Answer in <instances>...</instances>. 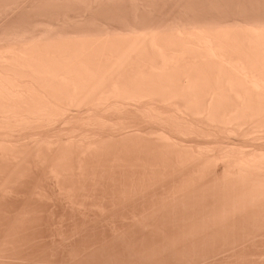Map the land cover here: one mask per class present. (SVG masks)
Segmentation results:
<instances>
[{"label":"bare ground","instance_id":"obj_1","mask_svg":"<svg viewBox=\"0 0 264 264\" xmlns=\"http://www.w3.org/2000/svg\"><path fill=\"white\" fill-rule=\"evenodd\" d=\"M76 1H79V0H76ZM96 1L99 2L100 0H96ZM96 1H93V2H96ZM104 1H106V0H104ZM114 1L116 2V0H114ZM175 1H177V0H175ZM201 1L204 3V0H201ZM207 2H208V4L205 3L207 5H204V4H203L204 6L200 5L202 7H199V8L197 7L198 9L190 8L192 10L193 15L196 14L194 12L199 11L201 13V15H202V13H205V15H209L210 17L214 18V19H211L209 17L210 18L209 19L208 16L204 17V15H203L204 19L208 18V20L203 19L204 21L196 19V18H199L197 16L198 14H196L197 17H194L195 19H193V20L190 19V21H187L185 19L184 21H180L179 19H181V18H177L176 23H173V24L172 23L170 24V22L168 24L167 22L171 21L168 19H167V21L165 20L166 21L165 23L162 22V20L160 19V17L158 18V16L156 18L159 20H154V22L151 20L152 18L150 19L153 23H151V21L150 22L147 21L146 24L144 22L143 25H141V24L139 25V23H140L139 22V23H136L138 26H136L135 23H134V26H130L127 24V26H128L127 28H126V26H124L125 27L124 28L123 25H122V28L120 26L116 27L115 25L114 26L116 28L115 27L111 28L109 23H108V27L104 23L105 26L102 28L92 26L94 31L93 30L89 31V30H91L90 29L91 26L85 24L86 27H84L83 23H82V25H80V27L83 26L84 28H82L80 30V28L78 27L80 31H75L73 29L74 27L72 28V26H74V25H72L73 23H70V25H71L70 29L72 28L73 30L71 29L72 31L71 30L69 31V27L64 26V25H66L65 23H64L63 27L68 28V29H63L61 24H59L58 22L57 23L60 25L59 26L57 24L58 28L62 27L63 32H61L62 30L58 29V28L57 29L59 31H56V29L54 28L55 23L50 22V23H54V24L52 26L50 24V26H49V24L46 21H43V22L44 23L46 22L48 25L45 27H41V29H38L40 27V25H39V27H37L38 24H40V23L37 22L38 24L36 23L37 26L35 27L34 26L35 22H33V26L35 28L31 25H30V27H32L34 29V31L31 28H29L30 29V31H29V29H27L25 26H23V28H25L27 30L22 29L23 31L16 30L18 28L16 26H13L14 29L16 27L15 30H13V28L10 27V28H12L11 30H10V28H8V29L5 28L6 31L4 32V30L2 29V33L0 32V154H2L4 152H6V153L4 155L3 154L0 155V158L3 161H5V159L7 157L9 158V159L7 158L5 162H3V161L2 162L5 163V168H7L9 171H11L10 173L12 174L10 176V173L9 172L7 173L6 172L7 170L4 169L6 171H3V173L6 172L7 174H9L10 178H7V177H6L7 179L2 178V177L6 176V174L2 173L4 175L0 178V181L2 180V184H4L3 180L5 179L4 181H5L6 187H7V185L9 187V184L12 185L13 180L11 178L13 177V179L15 178V180H16V178L18 176H20V174H18L20 172L19 170L22 169V167H20V166H22V165L24 166V164H27V166H28V164L34 166V163L38 164L37 158H39L41 160V162H40L41 164L44 163L42 165V167L45 166V164L46 165L48 164V162L46 161L47 159H48L49 163L51 161V163L49 165H47V166H49V170L46 166L43 168L45 169V171L48 170L49 172L50 171L54 172L55 168H56L58 172L57 171H55V172L57 174L59 173L56 178H58V176H60L59 179H61L62 177H70L73 175L74 176L72 178H74L76 176L75 171H77L76 177H78L80 174H81L80 176L88 174L86 170L89 168H87V166L85 167V165L87 164L88 161H86V164H84L85 163L84 158H86V157L88 158V156H91L93 158V161H94V159L96 157L100 156L99 157L100 159L97 158L95 160L96 163L94 161V166L92 165V171H93V168L94 167L95 168H94L93 173H90V174H93V176H95L98 173V171H95L96 166H97V165L95 166V164H97L99 162V161L97 162V160H100L101 162H99V163H101L103 165L105 163H107V161L109 160V162L111 161L112 163H110L109 169L108 168H106V169L111 170L114 167H115V169H117V167H116L117 163L118 164L121 163V165H123V163H125V162L128 163L130 159H132V161L136 162L135 159L137 157H135V156L140 157V155L143 153V152L141 153L139 148H144V151H145V150H148L151 146H152L151 149L154 146L155 147L158 146V147H162V148H157L158 150L161 149L160 152L159 151L157 152V150H155V148H154V151H152L153 149L152 150L150 149L152 154L156 152L155 154H153V156L154 155L156 156L154 158H153L151 152L145 151L146 152L145 155H147L148 153L151 154V157H152L151 159L153 161L152 164H154L153 165L154 167H152V168L149 164H147L146 168H148V166H149V168H151V170H149V168H148V171L146 170V173L152 171V169H156V168L158 169V167H155V166H158V165L161 166V164L163 166V164H164V163H162L163 158H164L163 162H165V164L168 163V162L166 163V161H169V163L171 160L174 161L175 158L173 159L172 157L170 160H166V159H169V157L173 156V153L176 152L175 155L177 156V158H176L177 163L174 162V167H173V165H171V163H170V166H172V169H170L171 167L169 165H164V168H166V166H169L170 168L167 167L166 169H163L164 171L162 170V172L164 174L162 172H160V173H162L164 176L165 175L167 176L166 172H168V175H169V173H171V174L173 173V175H174V174L184 172V174L188 173L186 178L190 177V175L192 174L190 177L192 179H189V183L186 180H185L186 182L182 181L184 185H186V183H187L188 184L187 186L182 185L183 186V188H182V186L179 187L180 185L179 186H178V184L176 185V186H178V190L179 189L181 190V188H182V190H185L184 188H186V187L188 188V186H189L190 187L189 190L193 191L191 188H192V185H193V189L195 188V186H194L195 183L199 182L201 184L197 183L199 185L196 184V188L194 190H196L199 186H201V187L205 186L207 183L208 184V185H206V186H208L207 188H205L206 186L201 188L202 189L201 191L203 192L204 188L208 189L209 187H211L210 185L212 184V181H213L212 179H214L215 183L213 182V186L211 189H209V192H210V190H214L213 192H215V190H218V191L223 190L222 192L226 194V198L228 199V197H229L232 199V200L229 199L227 201V202L230 201L229 202L230 205H228V206H227V204L225 206V203L223 202L224 206H223L222 212L220 211V213H219V214H222L225 212L224 215L222 214L223 219H225V222L229 221V224H231L230 222H232L234 224L239 223V225H241L240 223H242L244 220H248L246 217L247 215L244 216V214H246V212L249 209L251 210L254 207H255L254 209H258V207L263 208L264 207V0H208ZM2 3H3V1H2ZM43 3H44V1H43ZM139 4H141V3H139ZM187 4H189V3H187ZM190 9L188 8L189 11H191ZM146 10H149V9H146ZM186 10H187V7H186ZM188 10L186 12L189 13V15H190V12ZM39 11H40V9H39ZM143 11H144V9H143ZM119 12H121V11H119ZM122 13H124V12H122ZM104 14H107V13H104ZM104 14H103V16H104ZM221 15L223 18L219 17ZM164 17H166V16H164ZM215 17H217V19H215ZM218 17H219V19H218ZM170 18H172V17H170ZM71 19H73V18H71ZM174 19L172 21H174ZM53 20H54V18H53ZM106 20H107V18H106ZM112 20H113V18H112ZM160 20H161V22H160ZM73 21L74 20H72V22ZM76 21L78 22L80 20L78 19ZM76 21H75V23L77 24ZM88 21H90V19H88ZM91 21H92L91 23L90 22H88V23L92 24L93 22H95L92 19H91ZM155 21H156V23H155ZM163 21H164V19H163ZM185 21H187V22H185ZM39 22H41V21H39ZM43 22H41V23L44 24ZM105 22H107V21H105ZM60 23H62V22H60ZM97 23H98V21L96 22V24ZM131 23H133V22H131ZM31 24H32V22H31ZM79 24H81V23L79 22ZM57 25H56V27H57ZM77 25H75V27H77ZM98 25H100V24L98 23ZM118 25H120V24H118ZM131 25H133V24H131ZM67 26H69V24H67ZM87 26H90V27L88 28ZM101 26H103V25L101 24ZM27 27H28V25H27ZM78 28H77V30H78ZM85 28L87 31L85 30ZM96 28H99V30H96ZM19 30H21V29H19ZM64 30L65 31L68 30V31L65 32ZM3 32H4V34H3ZM223 136H226L227 138L233 136V138L235 140L231 141V139L229 138L230 140L227 139L228 140L227 141L225 139L226 140L225 141V140H223L224 139ZM196 138H199L198 139L199 141L196 140ZM201 138L204 140L203 143L200 142L202 140ZM220 139H222V140H220ZM133 143L136 144V146H134ZM110 144H112V145L114 144L113 147ZM128 144L129 145L131 144L134 147L131 145L129 146ZM137 144L139 145V148L137 147L138 146ZM116 145H117V147L118 146L120 147V145H121L122 149L119 147H118L119 149L116 148ZM124 145H125V148L127 147L126 150H128V146L131 147V149L133 147V150H135L134 148H137V149H139L138 153L140 151L141 154L136 153L137 150H135V152H133V150H132V152L131 151H129V152L133 157L127 153L132 158H130V156L128 157L127 155L125 156L126 158L122 157L123 159H125V160L127 159L128 161L120 159V161L121 160L123 161V163H122V161L120 162L118 160H114L115 156H116L115 159L118 158L116 155L117 154L116 149H118V155L119 156H120V153L121 154L123 153L122 155L124 156V150H123V149H125ZM126 145H128V146H126ZM140 145H143L144 147L143 146L140 147ZM149 145H150V147H149ZM145 146L148 149H145L146 148ZM114 147L116 148L115 149L116 152L113 150ZM164 147L166 148L165 150L168 153L164 150ZM169 147H172V148L176 147L177 149L175 148L173 151V149L172 148L170 149ZM167 148L172 150L173 152L168 150ZM64 149H65V153L67 151V154L64 153ZM105 149H107V150H105ZM120 149L123 151L120 152ZM162 149H163V152H162ZM42 150L43 151H45V150L49 151L50 153L49 152L48 153L51 156L48 155L49 157H46L47 152L43 153V152H41ZM102 150L106 154H104ZM108 150H110V151H108ZM111 150H113L114 152L112 151V154H110L111 155L110 158L107 159V157L109 155V154H107V152L111 153ZM99 151H101L102 157H101ZM36 152H38L39 154L36 155ZM97 152H99V154ZM169 152H171L172 154L169 155ZM8 153H10L12 155L10 156V154L8 155ZM41 153L44 156L40 155ZM157 153H159L160 155L162 154L161 156H163V157L157 156L156 155ZM60 154H61V156H60ZM62 154L65 155V157ZM94 154L95 155L98 154V156L97 155L95 156ZM114 154H115V156L113 157L112 155H114ZM134 154H135V156H134ZM149 154L146 157H148ZM163 154H165V155L168 154L169 156L167 155V157L165 158ZM14 155L15 156L18 155L16 159H18V157H19V159L17 161H16ZM34 155H36V156H34ZM54 155H55V157H54ZM72 155H74V156H72ZM3 156H4V158H3ZM56 156H58V157H56ZM68 156L71 158H69ZM10 157L12 158V160ZM53 157L56 159H54ZM61 157H63V158L60 161ZM91 157L89 159L90 161H92ZM103 157L105 159H107L106 161L104 160L105 162L103 161V159H104ZM111 157H112V160L114 162L112 160H110ZM144 157H142V155H141V157L138 158V160L139 159L140 160L136 164H138L139 166L145 164L144 160L142 161V159ZM158 157L162 158L161 159L162 161ZM29 158H31V160ZM41 158H43L44 161ZM57 158H59V161L61 162V166H58L59 163H58ZM72 158L75 159L76 161H74ZM133 158H135V159H133ZM148 158H150V157H148ZM148 158H146V163L150 162ZM1 159H0V161H1ZM27 159L30 160V163L26 162ZM35 159H37V162L32 161ZM53 159L57 160V162L54 161ZM63 159H66V160L64 161ZM67 159H68V162H67ZM71 159H72V161L77 163L79 169H78V167L76 168L74 166L76 163L70 161ZM82 159H84V162ZM8 160H9V162H8ZM13 160L16 161L19 165L21 164L20 166L17 164V166H19V169L17 166L15 169V166H14L13 167L14 169L10 170L11 168L9 167V165L12 163L10 165L12 167L15 164V162ZM155 160H156V162H155ZM10 161H12V162L10 163ZM42 161H43V163H42ZM115 161H117V163H115ZM132 161H131V163H132ZM141 161L143 162V164L140 163ZM6 162L8 163V167H6ZM13 162H14V164H13ZM32 162H33V164H31ZM134 162L132 164V167H135V168H136V166L139 167L138 165L134 164ZM160 162H161V164H159ZM40 163H39V165H41ZM113 163L115 165H113ZM156 163L158 165H156ZM53 164L56 166H54ZM63 164H65V166ZM88 164H89V162H88ZM90 164H91V162H90ZM107 164H109V163H107ZM128 164H130V162ZM39 165H37L36 167H38ZM100 165H98L97 168L100 167L101 172H103L102 168L105 169V166H103V165L100 166ZM111 165H113L114 167L111 168L112 167ZM121 165H119L118 168L119 167L121 168L122 167ZM124 165L126 167L123 166L122 170L124 169L127 171V170L131 169V171H132V167H130L131 164L129 165V168L126 164H124ZM51 166L54 167L53 168L54 171H53V169H51L52 168ZM107 166L108 165H106V167ZM39 167H38V169H41V170L43 169L42 167H40V168ZM66 167H68V168L66 169ZM74 167H75V170H74ZM82 167L83 168L85 167V169H83ZM89 167L91 168V165H89ZM144 167H142V168H143V171L145 172ZM161 167H159V169ZM70 168H72V169L70 170ZM64 169L66 171L69 170L68 172H71L73 175L67 173ZM106 169L104 170L105 171L104 173L107 172ZM159 169L156 171V173L158 171H160ZM167 169H168V171H167ZM16 170L19 172H17ZM79 170L81 172L80 174L78 173ZM42 171L44 172V170H42ZM48 171H46V172H47V176L49 177ZM134 171H135V169H134ZM188 171H190V172H188ZM30 172H31V170H30ZM33 172H32V174H34V175L36 173H38V172H36V173H33ZM51 172H50V174H51ZM61 172H62V174L67 173L66 174L67 176L62 175V174L60 175ZM84 172H86V174H83ZM101 172H99V173H101ZM140 172H142V171H140ZM144 172H143V174H144ZM152 173H155V171L153 170ZM24 174H26V173H24ZM90 174H88V176H90ZM106 174H108V173H106ZM109 174H108V176H109ZM14 175H15V177H14ZM55 175L54 174L50 175L51 179H52V176H54L52 181L53 180L55 181V179H56ZM130 175H132V174H130ZM205 175H206V177H205ZM207 175L208 176L212 175L215 178L212 176H211L212 178L210 176H209V178H207ZM113 176H114V174H113ZM134 176H136V175H134ZM156 176H157V174H156ZM198 176H200L199 178H201V176L204 177L201 180H203V179L205 180V178H207L205 181L203 180L206 183L204 184L203 181H202L203 183L200 182V179H199V181L198 180L196 181V179H198ZM35 177H33V178L35 179ZM138 177H139V175H138ZM178 177H179V175H178ZM39 178H40V175H39ZM50 178H49V180H50ZM103 178L104 177H102L101 179H103ZM105 178H107V176ZM141 178L143 179L144 177H141ZM158 178H160V177H156V179H158ZM175 178H176V176H175ZM182 178H184V176ZM18 179H19V177H18ZM41 179H43V178L41 177ZM65 179L66 178H64L63 181H65ZM79 179H81V178H79ZM113 179H112V182H113ZM125 179H127L126 176H125ZM6 180L7 181L10 180V181L6 182ZM11 180H12V182H11ZM171 180H172V178H171ZM23 181H24V177H23ZM56 181H58V183H59L57 185H60L61 180L56 179ZM71 181L72 180H70V182ZM95 181H97V180H95ZM175 181L176 180L174 179V182ZM192 181L194 184L192 183ZM76 182H78V181H76ZM81 182L83 183V180ZM124 182H125V180H124ZM130 182L131 181H129V183ZM143 182H145V181H143ZM155 182H156V180H155ZM166 182L168 184V181H165V184H166ZM62 183H64V182H62ZM91 183H93V182H91ZM134 183H136V182H134ZM161 183H163V182H161ZM171 183L173 184V182H171ZM2 184H1V187L4 188L5 186L3 187ZM27 184H29V183H27ZM172 184H170V185H172ZM64 185H66V184H64ZM75 185L73 187H71V185L68 187H71L74 189V188H76ZM138 185H139V183H138ZM155 185H156V183L154 184L153 187H155ZM60 186H57V187L60 189ZM129 186H131V185H129ZM133 186H134V184H133ZM148 186L150 187V185H148ZM8 187H7V189H9V191H10L11 187H9V188ZM34 187H35V185H34ZM36 187H38V186H36ZM63 187H65V186H63ZM84 187H85V185H84ZM137 187H139V186H137ZM163 187L166 188V186H163ZM21 188H22V186H21ZM65 188H62V186H61L62 191ZM87 188H89V187L87 186ZM159 188H161V187L159 186ZM187 188H186V190H187ZM7 189H0V190L3 191V190H7ZM25 189H27V188H25ZM68 189H70V188H68ZM84 189H86V188H84ZM157 189H158V187H157ZM157 189H155V190H157ZM205 189H204V191H205ZM14 190H15V188H13V192H14ZM53 190H56V188ZM88 190H90V189H88ZM170 190H171V188H170ZM205 192H207V191H205ZM222 192H221V194H222ZM60 193H61V191H60ZM176 193H178V192H176ZM179 193H180V191H179ZM193 193H195V192H193ZM198 193H199V191H198ZM210 193H212V192H210ZM142 194H143V192H142ZM168 194H170V193H168ZM214 194H216V192ZM2 195H3V193H2ZM8 195H10V194H8ZM36 195L38 196V194H36ZM199 195H200V193H199ZM207 195H208V193H207ZM59 196H60V194H59ZM193 196H194V194H193ZM184 197L185 196H182L183 199H184ZM210 197H211V195H210ZM223 197H225V196H223ZM66 198H68V197H66ZM117 198H119V197H117ZM172 198H174V197L172 196ZM185 198L187 199V197H185ZM191 198H193V197L191 196ZM207 198H209V197H207ZM207 198H205V200H207ZM176 199H177V196H176ZM217 199H218V197H217ZM189 200H191V199H189ZM196 200L197 199H195V201ZM164 201H165V197H164ZM164 201H163V206L165 204ZM223 201H224V199H223ZM173 202H174V200H173ZM216 202H217V200H216ZM185 203L186 202H184L183 204H185ZM212 203H215V202L212 201ZM221 205H223V204H221ZM221 205L218 208L222 207ZM163 206H162V208H165V206L164 207ZM175 206H177V205H175ZM178 206H180V204H178ZM168 207H166V208H168ZM183 207H184V205H183ZM229 207L232 208L230 213H229V210H230ZM200 208H202V207H200ZM228 208H229V210H228ZM237 209L239 211L241 210L240 211L241 213L239 211H237V213L243 214L244 217L241 216L242 219L239 218V216H236L237 213H235L236 212L235 210H237ZM160 210H162V209H160ZM174 210H176V209H174ZM217 210L219 211V209H217ZM242 210H244V212L246 210L247 211L244 213V212H242ZM165 211H167V210H165ZM215 211H216V209H215ZM218 211H216V212H218ZM253 211L256 212L255 210H253ZM258 211L260 212V213L258 212V214L264 213L263 210L259 209ZM148 212H147V214H148ZM161 212H160V214L162 217V213H164V212H162V213ZM186 212H187V210H186ZM232 212H234V214ZM250 212H252V210ZM10 213H11V211H10ZM16 213H17V211H16ZM149 214H150V212H149ZM179 214L180 213H178L177 215H179ZM210 214H212V213L210 212ZM252 214H254V213L252 212ZM202 215H204V214H202ZM217 215H218V213H217ZM2 216H3V214H2ZM141 216H143V214L140 215V217ZM250 216H251L250 218H252L255 216V214H254V216L253 215H250ZM152 217H154V216L152 215L150 218H152ZM248 217H249V214H248ZM256 217L258 218L257 215H256ZM256 217L252 218V219L256 220ZM137 218H138V216H137ZM144 218H142V219H144ZM203 218H204V216H203ZM208 218H209V216H208ZM243 218H246V219H243ZM263 218H264V215H263ZM164 219H165V217H164ZM191 219H192V217H191ZM196 219H198V218H196ZM220 219H222V217H220ZM150 220H148V221H150ZM255 220H254V222H256ZM259 220H261V219H259ZM262 220H264V219H262ZM3 221H4V219H3ZM143 221H145V220H143ZM161 221H163V220H161ZM222 221H218V222H222ZM216 222H217V220H215V223ZM225 222H224V225H225ZM169 223H170V221H169ZM246 223H243V225H245ZM180 224H181V222H180ZM188 224H186V225H188ZM194 224H196V223H194ZM4 225H6V224H4ZM171 225H172V223H171ZM177 225H178V223H177ZM207 225H208V223H207ZM250 225H251V223H250ZM253 225H255V223ZM213 226L214 225H212V227ZM161 227H162V225H161ZM173 227H174V225H173ZM201 227H202V225H201ZM234 227H233V229H234ZM236 227H238V225H236ZM176 228H177V226H176ZM202 228H204V227H202ZM217 228H218V226H217ZM230 228H228V229L230 230ZM243 229H245V228H243ZM193 230H195V229H193ZM193 230H192V232H193ZM225 230H226V228L224 229V232H225ZM216 231H218V230H216ZM226 231H228V230H226ZM172 232H174V231H172ZM180 232H181V230H180ZM211 232H213V231H211ZM219 232H218V234H219ZM203 233L206 236L208 232L206 234H205V232H203ZM225 233L227 234V232H225ZM250 233H252V232H250ZM222 235H224V234H222ZM19 236H21V235H19ZM197 236H196V239H197ZM212 236H213V234L211 235V237ZM230 236L231 235H229V238H231ZM233 236L234 235H232V237ZM237 236H238V233H237ZM240 236H242V235H240ZM251 236H253V235H251ZM153 237H155V236H153ZM181 237H184V236H181ZM198 238H199V236H198ZM191 239L194 240L193 238H191ZM201 239H202V236H201ZM177 240H179V239H177ZM221 240H222V238H221ZM224 240H225V237H224ZM183 241L184 240L182 239V242ZM186 241H188V240H186ZM195 242H197V240ZM200 244H201V242H200ZM1 245H2V243H1ZM189 245H191V244L189 243ZM208 245H209V242H208ZM193 248H194V245H193ZM195 248H196V246H195ZM127 249H129V248H127ZM131 249H132V247H131ZM168 250H170V249H168ZM125 252H126V250H125ZM130 253H131V251H130ZM15 254H17V253H15ZM9 255H10V253H9ZM157 255H158V252H157ZM111 257H112V254H111ZM134 258H136V256ZM2 259H3V257H2ZM139 259H140V257H139ZM142 259H144V258H142ZM81 260H82V258H81ZM0 261H1V259H0ZM168 261H169V259H168ZM1 262L3 263L4 261H1ZM5 262H6V258H5ZM14 262H15V260H14ZM142 264H144V263H142Z\"/></svg>","mask_w":264,"mask_h":264},{"label":"rangeland","instance_id":"obj_2","mask_svg":"<svg viewBox=\"0 0 264 264\" xmlns=\"http://www.w3.org/2000/svg\"><path fill=\"white\" fill-rule=\"evenodd\" d=\"M3 1V3H2ZM18 1V2H17ZM35 1V2H34ZM44 1V3H43ZM63 1V2H62ZM76 1V0H75ZM74 0H0V32L2 33V29L4 30V32L6 31V29L12 27L13 30L16 29V27H20L19 30L18 28L16 30L18 31H23L22 29H25L23 28V26H25L27 29L31 28L33 29L31 26H33V22L34 23V26L36 27L38 23V26L40 25V27L38 29H41V27H45L49 24H51V26L54 24V28L56 29V31H59L58 29H61L60 31L63 32V29H68V28H65V27H69V31L73 28L75 31H80L82 28L86 27V25H90L91 26V30L89 31H94L93 27L96 26V27H99V28H102L104 27L105 25L108 27V23L109 25L111 26V28H114L115 26L116 27H121L122 28V25L123 27L126 26V28L128 27V25L130 26H134V23L136 26H138L136 23H139V25H143L144 22L146 24V22H150L151 20L154 22V20H159L157 19L156 17L158 16V18L160 17V19L162 20V22H166L167 19L168 20H173L174 18V21H168L167 23L170 24L172 23H176V19L177 18H181L179 19L180 21H184L185 19L187 21H190V19H195L194 17H199V18H196V19H199V20H203L205 16H208V18L210 17L209 15H205V13H201L198 11V12H194L196 14H198L196 16L193 15L192 13V10L190 8H195V9H198L199 7H202L204 5H207L208 4V0H204V3L200 0H116V2L114 0H100L99 2L96 1V0H79V1H76L75 2ZM81 1V2H80ZM84 1V2H83ZM93 1H96V2H93ZM120 1V2H119ZM142 1V2H141ZM144 1V2H143ZM196 1V2H195ZM21 2V3H20ZM54 2V3H53ZM202 4H201V3ZM34 3V4H33ZM92 3V4H91ZM102 3V4H101ZM110 3V4H109ZM141 3V4H139ZM189 3V4H187ZM191 3V4H190ZM193 3V4H192ZM207 3V4H205ZM70 4V5H69ZM73 4V5H72ZM99 4V5H98ZM123 4V5H122ZM138 4V5H137ZM151 4V5H150ZM159 4V5H158ZM182 4V5H181ZM204 4V5H203ZM16 5V6H15ZM23 5V6H22ZM33 5V6H32ZM113 5V6H112ZM121 5V6H120ZM184 5V6H183ZM188 5V6H187ZM202 5V6H200ZM9 6V7H8ZM52 6V7H51ZM56 6V7H55ZM69 6V7H68ZM146 8H145V7ZM157 6V7H156ZM7 7V8H6ZM83 7V8H82ZM95 7V8H94ZM107 7V8H106ZM116 7V8H115ZM182 7V8H181ZM186 7H187V10L188 8L191 10L189 11L190 12V15L189 13H187L186 11ZM198 7V8H197ZM17 8V9H16ZM110 8V9H109ZM120 8V9H119ZM40 9V11H39ZM49 9V10H48ZM66 9V10H65ZM72 9V10H71ZM75 9V10H74ZM84 9V10H83ZM103 9V10H102ZM125 9V10H124ZM132 9V10H131ZM144 9V11H143ZM146 9H149V10H146ZM180 9V10H179ZM184 9V10H183ZM47 10V11H46ZM62 10V11H61ZM74 10V11H73ZM86 10V11H85ZM96 10V11H95ZM98 10V11H97ZM124 10V11H123ZM107 11V12H106ZM115 13H114V12ZM121 11V12H119ZM132 11V12H131ZM154 11V12H153ZM184 11V12H183ZM54 12V13H53ZM91 12V13H90ZM97 12V13H96ZM109 12V13H108ZM112 12V13H111ZM124 12V13H122ZM142 12V13H141ZM160 12V13H159ZM182 12V13H181ZM21 13V14H20ZM70 13V14H69ZM95 13V14H94ZM104 13H107V14H104ZM126 13V14H125ZM128 13V14H127ZM155 13V14H154ZM94 14V15H93ZM104 14V16H103ZM116 14V15H115ZM135 14V15H134ZM148 14V15H147ZM154 14V15H153ZM163 14V15H162ZM27 15V16H26ZM36 15V16H35ZM68 15V16H67ZM97 15V16H96ZM111 15V16H110ZM118 15V16H117ZM160 15V16H159ZM180 15V16H179ZM189 15V16H188ZM204 15V17H203ZM62 16V17H61ZM108 16V17H107ZM110 16V17H109ZM129 16V17H128ZM139 18H138V17ZM146 16V17H145ZM166 16V17H164ZM177 16V17H176ZM188 16V17H187ZM226 16V15H225ZM224 16V17H225ZM33 17V18H32ZM57 17V18H56ZM84 17V18H83ZM92 17V18H91ZM103 17V18H102ZM120 17V18H119ZM127 17V18H126ZM142 17V18H141ZM172 17V18H170ZM184 17V18H183ZM193 17V18H192ZM202 17V18H201ZM219 17H222L219 16ZM218 17V19H219ZM52 18V19H51ZM54 18V20H53ZM73 18V19H71ZM82 18V19H81ZM94 18V19H93ZM107 18V20H106ZM113 18V20H112ZM152 18V19H151ZM156 18V19H155ZM183 18V19H182ZM207 18V17H206ZM207 19H204V20H208ZM211 19H214L212 17H210ZM209 18V19H210ZM223 18V17H222ZM48 19V20H47ZM67 21H66V20ZM80 20V21H76V20ZM88 19H90V21H88ZM94 20L95 22H93L92 24H90L92 21ZM103 19V20H102ZM115 19V20H114ZM146 19V20H145ZM151 19V20H150ZM164 19V21H163ZM215 19H217V17H215ZM6 20V21H5ZM57 20V21H56ZM64 20V21H63ZM72 20H74L72 22ZM136 20V21H135ZM143 20V21H142ZM160 20V22H161ZM166 20V21H165ZM178 20V21H179ZM203 20V21H204ZM43 21H46L44 24H42L41 22ZM66 21V22H65ZM75 21L77 22V25L75 23ZM82 21V22H81ZM98 21V23L100 25H98V23L96 24V22ZM102 21V22H101ZM107 21V22H105ZM151 21V23H153ZM177 21V22H178ZM185 21V22H187ZM14 22V23H13ZM32 22V24H31ZM38 22V23H37ZM50 22H54V23H50ZM61 24V26L63 27L64 23L66 25H64L65 27H60L58 28V23ZM62 22V23H60ZM79 22L81 24H79ZM90 22V23H88ZM133 22V23H131ZM25 23V24H24ZM29 23V24H28ZM37 23V24H36ZM70 23H73L72 25V28L70 29ZM84 25L80 27V25ZM105 23V25H104ZM115 23V24H114ZM156 23V21H155ZM158 23V22H157ZM163 23V24H164ZM36 24V25H35ZM58 24V25H57ZM67 24H69V26H67ZM86 24V25H85ZM96 24V25H95ZM101 24L103 26H101ZM120 24V25H118ZM133 24V25H131ZM148 24V23H147ZM28 25V27H27ZM42 25V26H41ZM57 25V27H56ZM75 25H77V27H75ZM98 25V26H97ZM113 25V26H112ZM115 25V26H114ZM13 26H16L15 29ZM33 26V27H34ZM60 26V25H59ZM90 26H87L88 28ZM93 26V27H92ZM101 26V27H100ZM109 26V27H110ZM129 26V27H130ZM34 27V28H35ZM80 30H79V28ZM115 27V28H116ZM10 28V30L12 29ZM58 28V29H57ZM78 28V30H77ZM99 28H96V30H99ZM125 28V27H124ZM25 29V30H27ZM54 29V30H55ZM72 29V30H73ZM37 30V29H36ZM71 30V31H72ZM84 30V29H83ZM86 30V28H85ZM84 30V31H85ZM30 31V29H29ZM32 31V30H31ZM34 31V29H33ZM65 31V30H64ZM68 30H66L65 32H67ZM87 31V30H86ZM3 32V34H4ZM8 32V31H7ZM222 137V136H221ZM220 137V138H221ZM224 139L223 140H230L233 141L235 140L232 137H226V136H223ZM226 137V138H225ZM230 138V139H229ZM233 138V139H232ZM199 138H196V140H198ZM202 139V138H201ZM222 140V139H220ZM225 140V141H226ZM227 140V141H228ZM199 141V140H198ZM203 139L200 141L203 143ZM201 143V144H202ZM132 144V143H131ZM130 144V145H131ZM134 144V143H133ZM112 145V144H110ZM114 145V144H113ZM112 145V147H113ZM129 145V144H128ZM126 145V146H128ZM129 145V146H130ZM138 145V144H137ZM145 145V144H144ZM203 145V144H202ZM109 146V145H108ZM128 146V150L127 147L125 148V145H124V156L120 153L122 149L121 145L119 148L120 149V156L118 155V147L116 145V149L114 147V151L116 149L117 151V157L115 159V154L112 155L114 157V160H118L120 161V159H123V158H126L125 156L127 155L128 157L131 155L129 151L132 152L133 150V147L136 146V144L131 145L133 146L132 149L131 147ZM143 146V145H140V147ZM147 146V145H146ZM145 146V147H146ZM139 148V145L137 146ZM144 147V146H143ZM148 147V146H147ZM145 148V149H148V148ZM150 147V145H149ZM152 147V146H151ZM151 147L148 149V150H145V151H149L151 152L154 151V148L155 150H157V152L160 150H158L157 148H162V147H153L151 149ZM170 149L172 147H169ZM176 147L172 148L173 151ZM103 149V148H102ZM136 151V153H138V150L140 149L139 153L142 155V157H144L142 159V161L144 160V163L141 161L140 163H142L143 165L139 166L138 164H136L139 160L138 158L141 157H138V156H134L137 157L135 159L136 162L132 161V159L129 160L131 166L132 167V164L134 162V164L138 165L139 167L136 166L135 167H132V171L131 169L130 170H122V167H126L124 164H128V163H123V165L118 164L117 161H115V163H117V169H115V167L113 165H115L113 163V165H111L113 169L111 170H108L109 167H110V163H112L111 161L109 162V160L107 161V163H105L106 165H108L106 167V165L104 164H101L99 162H101L100 160H97V164H95L96 166V169L95 171H98V173L96 174L95 172V176H93V174H90V173H93L94 171V168H93V171H92V165L94 166V161L98 158L100 159L98 156L99 152H100V155L102 157V154H101V151L97 152L98 154H96L98 157H96L93 161V158L91 156H88V160L86 158L85 159V163L86 164V161L87 164L85 165V167L87 166V173L90 174V176H88V174H86V172H84L83 174H86V175H83V176H80L81 172L79 170V176H77V171H75V177L72 178L74 175L71 173V172H67L73 176H70V177H62L61 179H59L60 176L57 177V174L55 171H57V169L55 168V171H54V167L51 166L50 168L53 169L54 172H50L48 171L49 170V165L51 163H49L48 159L46 160L48 162V164L45 166L48 168V175L49 177L47 176V172L45 171V169L42 167V165L44 164L43 163V158H41L43 161L41 164V160L39 158L38 159V164L37 163H34V166L33 165H29L27 166V164H24V166H20L16 161L19 159H16L17 156L14 155L16 161L15 164L13 162V166L11 167L10 165L12 164L10 161V165L9 167L11 168L10 170L14 169L13 167L15 166V169H16V166L17 164L22 167L21 170L17 171L19 172L18 174H20L19 179L18 177L13 179V177L11 178L13 180H11L12 182V185L9 184V187H11V190L9 191V189H7V187L5 186V179L3 180L4 184H2V180L0 181V183L3 185L4 188L1 187V184H0V189H7V190H0V259L1 261H4L3 263L4 264H264V219L263 218V215L264 213L262 214H258V210H263L264 211V207L260 208L258 207V209H254L252 208V212L255 214H252V212H249L245 211L246 214H244V216L247 217L248 220H244L242 223H240L241 225L238 224H234L232 222H230L231 224H229V221L228 222H225V219H223V215L224 213L222 214H219L220 211L222 212V209H223V206H224V203H225V206L227 204H229V202H227L229 199L228 196V199L226 198V194L223 193L222 191L223 190H215L216 194H214L215 192H213L214 190H210V193L209 192V189L212 188L213 186V182H214V179H210L212 181V184L210 185L211 187H209L208 189H205L207 188L208 185L206 182H204L207 178H209V176L211 177L212 175H207V178H205V180H201V178H199L200 176H198V179H196V181L200 179V182H204V184L206 183V187L205 186H202V187H205V192L204 189H203V192L201 191L202 187L199 186L196 190H194L196 188V184L199 183H195V188L193 189V185H192V190L193 191H190L189 190V186L186 190V188H184L185 190H182L183 186V182L182 181H187L189 183V179H192L190 177H187L186 176L188 175V173H185L182 172V173H178V174H174L176 176L173 175V173H169L168 175V172H166L167 176L163 175L164 173L162 172L163 169H166L167 167L170 166V163L171 165H173L174 167V162L177 163V156L175 155V153H173V156H170L169 159H166V160H170L171 157L175 160L174 161H166L167 164H165L164 161V158H163V161L161 160L162 158H159L161 155L159 153H157L156 155L159 156L158 158L162 161L163 166L161 164V162L159 164H161V166H159L157 163L156 165L158 166H155V167H161L157 173L156 169H152V171L150 172H147L146 173V170L148 171V168L147 167V164H149L152 167H154L152 164L153 161H152V157H151V154H149L148 157H146L147 155H145V151H144V148H134ZM143 149V150H142ZM151 149V150H150ZM166 148L164 147V150ZM168 149V148H167ZM168 149V150H170ZM177 149V148H176ZM62 150V149H61ZM104 150V149H103ZM102 150V151H103ZM107 150V149H105ZM111 150V153L107 152L108 157L107 159L110 158V154H112V151ZM135 150H133V152H135ZM110 151V150H108ZM113 151V152H114ZM115 151V152H116ZM128 151V152H127ZM166 151V150H165ZM164 151V152H165ZM172 151V150H170ZM172 151V152H173ZM176 151V150H175ZM39 152V151H38ZM36 152V155H38L39 153ZM41 152H47V156L46 157H49L51 155H49V151H41ZM49 152V153H48ZM162 152H163V149H162ZM167 152V151H166ZM6 152L2 153L3 155L5 154ZM60 153V152H59ZM62 153V152H61ZM64 153H65V149H64ZM104 153V151H103ZM130 155H128V154ZM138 153V154H139ZM156 153V152H155ZM153 153V154H155ZM168 153V152H167ZM0 154V155H2ZM10 153H8L9 155ZM67 154V151L66 153ZM69 154V153H68ZM106 154V153H104ZM133 154V153H132ZM137 154V155H138ZM152 154V156H153ZM159 154V155H158ZM166 154V153H165ZM164 155V157L166 158L167 155ZM172 154L171 152H169V155ZM12 154H10L11 156ZM34 155V156H36ZM42 155V153L40 154ZM46 155V154H45ZM49 155V156H48ZM58 155V154H57ZM63 155V154H62ZM71 155V154H70ZM95 155V154H94ZM95 155V156H96ZM168 155V156H169ZM44 156V155H42ZM61 156V154H60ZM65 157V155H63ZM74 156V155H72ZM105 156V155H104ZM107 156V155H106ZM132 156V155H131ZM130 156V158H132ZM2 157V156H1ZM6 157V156H5ZM39 157V156H38ZM55 157V155H54ZM53 157V158H54ZM58 157V156H56ZM69 157V156H68ZM90 157L92 158L91 160L93 161H90ZM123 157V158H122ZM156 157L155 155L153 156V158ZM163 157V156H161ZM4 158V156H3ZM8 158V157H7ZM6 158V159H7ZM11 158V157H10ZM34 158V157H33ZM32 158V159H33ZM63 157H61L60 161L62 160ZM71 158V157H69ZM68 158V159H69ZM104 158V157H103ZM146 158L149 159V161L151 162H147L146 163ZM1 159V158H0ZM5 159V161H6ZM9 159V158H8ZM31 160V158H29ZM27 159L26 162H29L30 163V160ZM37 159L35 160H32L33 162H37ZM50 159V158H49ZM56 159V158H54ZM53 159V160H54ZM58 159V166H61V162L59 161V158ZM68 159H67V162H68ZM73 159V158H72ZM72 159L70 161H72ZM84 159L83 162H84ZM102 159V158H101ZM107 159H103V161L107 160ZM156 159V158H155ZM158 159V160H159ZM12 160V158H11ZM64 161L66 159H63ZM74 161H76L75 159H73ZM112 160V157L111 159ZM125 160V159H123ZM157 160V159H156ZM155 160V162H156ZM1 159L0 161V178L2 176H4L3 174H6L5 177H2V178H10L9 177V174H7L8 172L10 173L11 171H9L7 168H5V161H3ZM57 162V160H54ZM53 161V162H54ZM72 161V162H74ZM104 161V162H105ZM113 161V160H112ZM120 161V162H121ZM125 161H128L127 159ZM132 161V163H131ZM148 161V160H147ZM9 162V160H8ZM33 162L31 164H33ZM63 162V161H62ZM82 162V163H83ZM91 162V164H90ZM103 162V163H104ZM114 162V161H113ZM154 162V163H155ZM159 162V161H158ZM22 163V162H21ZM39 163L41 165H39ZM55 163V162H54ZM76 163V162H74ZM93 163V164H92ZM96 163V161H95ZM39 165L40 167H42L44 170V172L41 170V169H38V167H36L37 165ZM72 164V163H71ZM103 165L105 166V169L107 170L106 173H110L109 176L108 174L104 173L105 169L102 168V171L101 172V168H97L98 165ZM128 164V168H129V165ZM152 164V165H151ZM36 165V166H35ZM54 165V164H53ZM65 166V164H63ZM68 165V164H67ZM83 165V164H82ZM89 165H91V168L89 167ZM100 165V166H101ZM121 165L122 167L118 168V166ZM164 165H169V166H166V168H164ZM19 166L18 169H19ZM31 166V167H30ZM33 166V167H32ZM56 166V165H54ZM76 168L78 167L77 163L74 165ZM6 167H8V163L6 162ZM37 169H36V168ZM39 167V168H40ZM75 167H74V170H75ZM85 167L83 169H85ZM141 167V168H140ZM144 167V170L145 172L143 171V168ZM171 167V168H170ZM169 168L172 169V166H170ZM2 168V169H1ZM27 168V169H26ZM46 168V169H47ZM59 168V167H58ZM61 168V167H60ZM64 168V167H63ZM68 167H66L67 169ZM146 168V169H145ZM151 168H149V170H151ZM168 168V169H169ZM6 169V170H4ZM72 168H70L71 170ZM79 169V167H78ZM98 169V170H97ZM126 169V168H125ZM135 169V171H134ZM167 169V171H168ZM27 170V171H26ZM31 170V172H30ZM34 172H33V171ZM37 170V171H36ZM63 170V169H62ZM77 170V169H76ZM100 170V171H99ZM115 170V171H114ZM118 170V171H117ZM153 170L155 171V173H152ZM3 171H6L3 173ZM14 171V170H13ZM12 171V172H13ZM25 171V172H24ZM42 173H41V172ZM64 171V172H65ZM85 171V170H84ZM122 171V172H121ZM142 171V172H140ZM164 171V170H163ZM28 172V173H27ZM33 173H36L35 175L32 174ZM46 172V173H45ZM58 172V171H57ZM60 172V171H59ZM101 172V173H99ZM113 172V173H112ZM120 174H119V173ZM126 172V173H125ZM144 172V174H143ZM162 172V173H160ZM190 172V171H188ZM3 173V174H2ZM22 173V174H21ZM26 173V174H24ZM66 173V174H67ZM74 173V172H73ZM134 173V174H133ZM137 173V174H136ZM152 173V174H151ZM15 174V173H14ZM52 174H56L55 175V178L57 180H61L60 181V185L62 186V188H65L63 191L61 189V186L60 185H57L59 184L58 181H55L53 179L54 176H52V179L50 178V175ZM62 174V172L60 173V175ZM66 174H62V175H66ZM106 174V175H105ZM114 174V176H113ZM124 174V175H123ZM132 174V175H130ZM151 174V175H150ZM160 174V175H159ZM172 176H171V175ZM190 174V173H189ZM194 174V173H193ZM8 175V176H7ZM12 174L10 173V176ZM16 175V174H15ZM14 175V177H15ZM31 175V176H30ZM34 175V176H33ZM39 175H40V178H39ZM43 175V176H42ZM105 175V176H104ZM123 175V176H122ZM129 175V176H128ZM136 175V176H134ZM139 175V177H138ZM155 175V176H154ZM163 175V176H162ZM179 175V177H178ZM195 175V174H194ZM193 175V176H194ZM36 176V177H35ZM46 176V177H45ZM67 176V175H66ZM85 176V177H84ZM97 176V177H96ZM99 176V177H98ZM107 176V178H105ZM125 176L127 179H125ZM170 176V177H169ZM184 176V178H182ZM23 177H24V181H23ZM35 177V179L33 178ZM41 177L43 179H41ZM45 177V178H44ZM84 177V178H83ZM87 177V178H86ZM93 177V178H92ZM102 177H104L103 179H101ZM115 177V178H114ZM120 177V178H119ZM129 177V178H128ZM141 177H144L143 179ZM151 177V178H150ZM156 177H160L158 179H156ZM166 179H164V178ZM169 177V178H168ZM206 177V175H205ZM214 177V176H212ZM211 177V178H212ZM6 178V179H7ZM22 178V179H21ZM39 178V179H38ZM50 178V180H49ZM65 179V181H63ZM81 178V179H79ZM89 178V179H88ZM92 178V179H91ZM100 178V179H99ZM110 178V179H109ZM114 178V179H113ZM119 180H118V179ZM122 178V179H121ZM153 178V179H152ZM168 178V179H167ZM172 178V180H171ZM194 178V177H193ZM215 178V177H214ZM38 179V180H37ZM112 179H113V182H112ZM164 179V180H163ZM174 179L176 180L174 182ZM178 179V180H177ZM188 179V180H187ZM20 180V181H19ZM28 180V181H27ZM70 180H72L70 182ZM83 180V183L81 182ZM92 180V181H91ZM97 180V181H95ZM115 180V181H114ZM125 180V182H124ZM138 180V181H137ZM153 182H152V181ZM156 180V182H155ZM10 181V180H9ZM6 180V182H9ZM27 181V182H26ZM37 181V182H36ZM50 181V182H49ZM69 181V182H68ZM78 181V182H76ZM89 181V182H88ZM129 181H131L129 183ZM136 183H134V182ZM145 181V182H143ZM151 181V182H150ZM158 181V182H157ZM160 181V182H159ZM165 181H168V184L166 182L165 184ZM180 181V182H179ZM185 181V182H186ZM194 181V180H193ZM192 181V183H193ZM209 181V180H208ZM207 181V182H208ZM15 182V183H14ZM19 182V183H18ZM26 182V183H25ZM35 182V183H34ZM56 184H55V183ZM64 182V183H62ZM67 182V183H66ZM85 182V183H84ZM93 182V183H91ZM163 182V183H161ZM173 182V184L171 183ZM184 182V183H185ZM202 182V183H203ZM210 182V181H209ZM208 182V183H209ZM29 183V184H27ZM52 183V184H51ZM76 185H75V184ZM82 183V184H81ZM89 183V184H88ZM95 183V184H94ZM98 183V184H97ZM100 183V184H99ZM122 183V184H121ZM139 183V185H138ZM145 183V184H144ZM156 183L155 187L154 184ZM161 183V184H160ZM191 183V184H192ZM215 183V182H214ZM15 184V185H14ZM22 184V185H21ZM32 184V185H31ZM63 184V185H62ZM66 184V185H64ZM76 186V188H71L73 187L74 185ZM134 184V186H133ZM136 184V185H135ZM143 186H142V185ZM158 184V185H157ZM172 184V185H170ZM175 184V185H174ZM178 184L179 187L182 186L181 190L179 189L178 190V186H176ZM194 184V183H193ZM201 184V183H199ZM197 184V185H199ZM26 185V186H25ZM29 185V186H28ZM31 185V186H30ZM35 187L38 186V187ZM71 187H68L70 186ZM80 185V186H79ZM85 185V187H84ZM92 185V186H91ZM128 185V186H127ZM131 185V186H129ZM146 185V186H145ZM150 185V187L148 186ZM169 185V186H168ZM188 184L186 183V185L184 186H187ZM16 186V187H15ZM22 186V188H21ZM25 186V187H24ZM33 186V187H32ZM57 186H60V189L57 187ZM65 186V187H63ZM87 186L89 188H87ZM115 186V187H114ZM139 186V187H137ZM158 189H157V187ZM159 186L161 188H159ZM163 186H166L163 187ZM191 186V185H190ZM8 187V188H9ZM19 187V188H18ZM52 187V188H51ZM78 187V188H77ZM95 187V188H94ZM112 187V188H111ZM128 187V188H127ZM141 187V188H140ZM171 190H170V188ZM13 188H15L14 192H13ZM27 188V189H25ZM29 188V189H28ZM39 188V189H38ZM56 190H53L55 189ZM58 188V189H57ZM70 188V189H68ZM83 188V189H82ZM86 188V189H84ZM92 188V189H91ZM117 188V189H116ZM122 188V189H121ZM124 188V189H123ZM135 188V189H134ZM150 188V189H149ZM153 188V189H152ZM175 188V189H174ZM177 188V189H176ZM35 189V190H34ZM38 189V190H37ZM45 189V190H44ZM78 189V190H77ZM90 189V190H88ZM149 189V190H148ZM152 189V190H151ZM157 189V190H155ZM161 189V190H160ZM165 189V190H164ZM173 189V190H172ZM200 189V190H199ZM216 189V188H215ZM7 191V192H6ZM61 191V193H60ZM127 193H126V192ZM172 191V192H171ZM180 191V193H179ZM182 191V192H181ZM186 191V192H185ZM200 195H199V193ZM218 191V192H217ZM226 191V190H225ZM6 192V193H5ZM55 192V193H54ZM112 192V193H111ZM122 192V193H121ZM130 192V193H129ZM143 192V194H142ZM178 192V193H176ZM185 192V193H184ZM195 192V193H193ZM3 193V195H2ZM5 193V194H4ZM10 195H8V194ZM30 193V194H29ZM43 193V194H42ZM140 193V194H139ZM155 193V194H154ZM160 193V194H159ZM162 193V194H161ZM170 193V194H168ZM189 193V194H188ZM191 193V194H190ZM208 193V195H207ZM219 193V194H218ZM13 194V195H12ZM38 194V196L36 195ZM55 194V195H54ZM60 194V196H59ZM174 194V195H173ZM178 194V195H177ZM180 194V195H179ZM186 194V195H185ZM188 194V195H187ZM194 194V196H193ZM203 194V195H202ZM205 194V195H204ZM225 194V195H224ZM7 195V196H6ZM51 195V196H50ZM65 195V196H64ZM100 195V196H99ZM151 195V196H150ZM167 195V196H166ZM169 195V196H168ZM177 196V199H176V196ZM211 195V197H210ZM216 197H215V196ZM220 195V196H219ZM15 196V197H14ZM34 196V197H33ZM55 196V197H54ZM161 196V197H160ZM172 196L174 198H172ZM182 196H185L187 197V199L184 197V199L182 198ZM189 196V197H188ZM191 196L193 198H191ZM197 196V197H196ZM205 196V197H204ZM213 196V197H212ZM225 196V197H223ZM53 197V198H52ZM61 197V198H60ZM68 197V198H66ZM70 197V198H69ZM119 197V198H117ZM157 197V198H156ZM164 197H165V201H164ZM204 197V198H203ZM209 197V198H207ZM218 197V199H217ZM47 198V199H46ZM88 198V199H87ZM161 198V199H160ZM191 200H189V199ZM199 198V199H198ZM205 198H207V200H205ZM211 198V199H210ZM46 199V200H45ZM99 199V200H98ZM169 199V200H168ZM195 199H197L195 201ZM224 199V201H223ZM227 199V200H226ZM70 200V201H69ZM74 200V201H73ZM93 200V201H92ZM104 200V201H103ZM161 200V201H160ZM174 200V202H173ZM182 200V201H181ZM199 200V201H198ZM217 200V202H216ZM232 200V199H231ZM163 201H164V206L165 208H162L163 206ZM176 201V202H175ZM215 202V203H212ZM68 202V203H67ZM167 202V203H166ZM179 202V203H178ZM184 202H186L185 204H183ZM211 202V203H210ZM224 202V203H223ZM227 202V203H226ZM170 203V204H169ZM173 203V204H172ZM175 203V204H174ZM180 204V206H178V204ZM220 203V204H219ZM162 204V205H161ZM168 204V205H167ZM206 204V205H205ZM213 204V205H212ZM223 204V205H221ZM72 205V206H71ZM158 205V206H157ZM177 205V206H175ZM184 205V207H183ZM198 205V206H197ZM202 205V206H201ZM211 205V206H210ZM218 205V206H217ZM222 206L220 208H218L219 206ZM88 206V207H87ZM92 206V207H91ZM155 208H154V207ZM163 206V207H164ZM169 206V207H168ZM188 206V207H187ZM202 208H200V207ZM216 206V207H215ZM262 206V205H261ZM12 207V208H11ZM96 207V208H95ZM150 207V208H149ZM160 207V208H159ZM168 207V208H166ZM205 207V208H204ZM207 207V208H206ZM209 207V208H208ZM92 208V209H91ZM154 208V209H153ZM173 208V209H172ZM194 208V209H193ZM212 208V209H211ZM230 208V210H229ZM228 210H229V213L231 212V207H229ZM257 208V207H256ZM72 209V210H71ZM97 209V210H96ZM156 209V210H155ZM158 209V210H157ZM162 209V210H160ZM176 209V210H174ZM202 209V210H201ZM218 211L217 209H219L218 212L215 211ZM221 209V210H220ZM234 209V208H233ZM17 213H16V211ZM27 212H26V211ZM151 210V211H150ZM167 210V211H165ZM170 210V211H169ZM179 210V211H178ZM187 210V212H186ZM192 212H191V211ZM198 210V211H197ZM253 210H255L256 212H254ZM3 211V212H2ZM11 211V213H10ZM25 211V212H24ZM150 214H149V212ZM157 211V212H156ZM164 213H162V212ZM181 211V212H180ZM196 211V212H195ZM206 211V212H205ZM214 211V212H213ZM224 211V210H223ZM237 213V211H239L238 209L235 210ZM241 211V210H240ZM239 211V212H240ZM19 212V213H18ZM24 212V213H23ZM52 212V213H51ZM148 212V214H147ZM160 212L162 213V217H161V214ZM177 212V213H176ZM190 212V213H189ZM194 212V213H193ZM210 212L212 214H210ZM216 212V213H215ZM242 212H244V210H242ZM244 212V213H245ZM262 212V211H261ZM13 213V214H12ZM16 213V214H15ZM154 213V214H153ZM159 213V214H158ZM172 213V214H171ZM178 213H180L179 215H177ZM196 213V214H195ZM215 213V214H214ZM218 213V215H217ZM234 214V212H232ZM241 213V212H240ZM251 213V214H250ZM260 213V212H259ZM3 214V216H2ZM19 214V215H18ZM21 214V215H20ZM30 214V215H29ZM135 214V215H134ZM140 217V215H142ZM166 214V215H165ZM174 214V215H173ZM191 214V215H190ZM195 214V215H194ZM204 214V215H202ZM248 214H249V217H248ZM17 215V216H16ZM154 216L152 218H150L151 216ZM156 215V216H155ZM160 215V216H159ZM168 215V216H167ZM173 215V216H172ZM182 215V216H181ZM189 215V216H188ZM198 215V216H197ZM202 215V216H201ZM213 215V216H212ZM215 215V216H214ZM250 215H253L254 217L252 218H255L256 215L258 216V218L256 217V220L255 219H252L250 218L251 216ZM260 215V216H259ZM262 215V216H261ZM138 216V218H137ZM146 216V217H145ZM165 219H164V217ZM167 216V217H166ZM171 216V217H170ZM188 218H187V217ZM196 216V217H195ZM200 216V217H199ZM204 216V218H203ZM207 216V217H206ZM209 216V218H208ZM236 216H239V218L244 217L243 214H236ZM235 216V217H236ZM54 217V218H53ZM135 217V218H134ZM145 217V218H144ZM171 219H170V218ZM192 217V219H191ZM194 217V218H193ZM206 217V218H205ZM217 217V218H216ZM220 217H222V219H220ZM87 218V219H86ZM125 218V219H124ZM144 218V219H142ZM155 218V219H154ZM173 218V219H172ZM198 218V219H196ZM204 220H203V219ZM213 218V219H212ZM220 220H219V219ZM4 219V221H3ZM7 219V220H6ZM134 219V220H133ZM142 219V220H141ZM151 219V220H150ZM167 219V220H166ZM181 219V220H180ZM208 219V220H207ZM217 220V222L215 223V220ZM242 219V218H241ZM240 219V220H241ZM243 219H246V218H243ZM252 219V220H251ZM261 219V220H259ZM36 220V221H35ZM128 220V221H127ZM145 220V221H143ZM147 220V221H146ZM150 220V221H148ZM163 220V221H161ZM186 222H185V221ZM192 220V221H191ZM225 222V225H224V222ZM239 220V219H238ZM254 220L256 222H254ZM258 220V221H257ZM2 221V222H1ZM25 221V222H24ZM153 221V222H152ZM161 221V222H160ZM168 221V222H167ZM170 221V223H169ZM177 221V222H176ZM204 221V222H203ZM206 221V222H205ZM211 221V222H210ZM214 221V222H213ZM218 221H222V222H218ZM16 222V223H15ZM135 222V223H134ZM145 222V223H144ZM156 222V223H155ZM164 222V223H163ZM181 222V224H180ZM184 222V223H183ZM191 222V223H190ZM201 222V223H200ZM247 222V223H246ZM249 222V223H248ZM138 223V224H137ZM140 223V224H139ZM142 223V224H141ZM149 223V224H148ZM172 223V225H171ZM174 223V224H173ZM178 223V225H177ZM188 225H186V224ZM196 223V224H194ZM199 223V224H198ZM208 223V225H207ZM243 223H246L245 225H243ZM251 223V225H250ZM255 223V225H253ZM6 224V225H4ZM158 224V225H157ZM194 224V225H193ZM218 228H217V226ZM263 224V225H262ZM162 225V227H161ZM174 225V227H173ZM185 225V226H184ZM191 227H190V226ZM200 225V226H199ZM204 227L202 228L201 227ZM210 225V226H209ZM212 225H214L212 227ZM228 225V226H227ZM236 225H238V227H236ZM258 225V226H257ZM26 226V227H25ZM177 226V228H176ZM194 226V227H193ZM216 226V227H215ZM235 226V227H234ZM250 226V227H249ZM179 227V228H178ZM187 227V228H186ZM200 229H199V228ZM211 227V228H210ZM226 228V231L227 234L224 232V229ZM231 227V228H230ZM234 227V229H233ZM245 229H243V228ZM255 227V228H254ZM14 230H13V229ZM153 228V229H152ZM174 228V229H173ZM195 230H193V229ZM202 228V229H201ZM209 228V229H208ZM216 228V229H215ZM230 228V230L228 229ZM249 228V229H248ZM262 228V229H261ZM178 229V230H177ZM189 229V230H188ZM198 229V230H197ZM215 229V230H214ZM232 229V230H231ZM242 229V230H241ZM61 230V231H60ZM66 230V231H65ZM162 230V231H161ZM168 230V231H167ZM181 230V232H180ZM185 232H184V231ZM193 230V232H192ZM207 230V231H206ZM218 230V231H216ZM221 230V231H220ZM238 230V231H237ZM240 230V231H239ZM249 230V231H248ZM251 230V231H250ZM258 230V231H257ZM174 231V232H172ZM176 231V232H175ZM179 231V232H178ZM189 231V232H188ZM213 231V232H211ZM215 231V232H214ZM220 231V232H219ZM235 231V232H234ZM245 231V232H244ZM187 232V233H186ZM205 234L207 233V235L205 236ZM217 232V233H216ZM219 232V234H218ZM223 232V233H222ZM233 232V233H232ZM252 232V233H250ZM154 233V234H153ZM164 233V234H163ZM185 233V234H184ZM198 233V234H197ZM210 233V234H209ZM221 233V234H220ZM237 233H238V236H237ZM7 234V235H6ZM61 234V235H60ZM170 234V235H169ZM174 234V235H173ZM181 234V235H180ZM190 234V235H189ZM213 234V236L211 237V235ZM224 234V235H222ZM249 234V235H248ZM21 235V236H19ZM177 235V236H176ZM189 235V236H188ZM199 238H198V236ZM221 237H220V236ZM228 235V236H227ZM229 235H231L229 238ZM232 235H234L233 238ZM242 235V236H240ZM244 235V236H243ZM253 235V236H251ZM4 236V237H3ZM155 236V237H153ZM181 236H184V237H181ZM196 236H197V239H196ZM201 236H202V239H201ZM205 236V237H204ZM217 236V237H216ZM220 238H219V237ZM164 237V238H163ZM174 237V238H173ZM204 237V238H203ZM216 237V238H215ZM224 237H225V240H224ZM158 238V239H157ZM162 238V239H161ZM191 238H193L194 240H192ZM208 238V239H207ZM222 238V240H221ZM3 239V240H2ZM165 239V240H164ZM177 239H181L180 241L177 240ZM182 239L184 240L182 242ZM201 239V240H200ZM217 239V240H216ZM5 240V241H4ZM173 240V241H172ZM188 240V241H186ZM191 240V241H190ZM197 240V242H195ZM219 240V241H218ZM165 241V242H164ZM186 241V242H185ZM204 241V242H203ZM218 241V242H217ZM222 241V242H221ZM6 242V243H5ZM8 242V243H7ZM26 242V243H25ZM67 242V243H66ZM139 242V243H138ZM164 244H163V243ZM192 242V243H191ZM195 242V243H194ZM201 242V244H200ZM206 242V243H205ZM208 242H209V245H208ZM167 243V244H166ZM175 243V244H174ZM189 243L191 245H189ZM197 243V244H196ZM213 243V244H212ZM52 244V245H51ZM159 244V245H158ZM211 244V245H210ZM144 245V246H143ZM166 245V246H165ZM170 245V246H169ZM186 245V246H185ZM193 245H194V248H193ZM207 245V246H206ZM147 246V247H146ZM165 248H164V247ZM196 246V248H195ZM206 246V247H205ZM12 247V248H11ZM121 247V248H120ZM132 247V249H131ZM8 248V249H7ZM24 248V249H23ZM129 248V249H127ZM199 248V249H198ZM202 248V249H201ZM134 249V250H133ZM170 249V250H168ZM16 250V251H15ZM126 250V252H125ZM153 250V251H152ZM168 250V251H167ZM173 250V251H172ZM191 250V251H190ZM193 250V251H192ZM12 251V252H11ZM129 251V252H128ZM131 251V253H130ZM138 251V252H137ZM202 251V252H201ZM4 252V253H3ZM137 252V253H136ZM157 252H158V255H157ZM172 252V253H171ZM187 252V253H186ZM201 252V253H200ZM10 253V255H9ZM17 253V254H15ZM52 253V254H51ZM116 253V254H115ZM191 253V254H190ZM97 256H96V255ZM111 254H112V257H111ZM122 256H121V255ZM3 255V256H2ZM95 255V256H94ZM110 255V256H109ZM132 255V256H131ZM172 255V256H171ZM174 255V256H173ZM177 255V256H176ZM181 255V256H180ZM3 259H2V257ZM84 256V257H83ZM105 256V257H104ZM109 256V257H108ZM130 256V257H129ZM136 256V258H134ZM148 256V257H147ZM169 256V257H168ZM77 257V258H76ZM140 257V259H139ZM146 257V258H145ZM166 257V258H165ZM5 258H6V262H5ZM8 258V259H7ZM14 258V259H13ZM25 258V259H24ZM82 258V260H81ZM101 258V259H100ZM113 258V259H112ZM117 258V259H116ZM144 258V259H142ZM11 259V260H10ZM20 259V260H19ZM151 259V260H150ZM157 259V260H156ZM169 259V261H168ZM9 260V261H8ZM15 260V262H14ZM17 260V261H16ZM89 262H88V261ZM98 260V261H97ZM118 260V261H117ZM130 260V261H129ZM139 260V261H138ZM0 261V264H3L2 262ZM81 261V262H80ZM93 263H92V262ZM116 261V262H115ZM121 261V262H120ZM141 261V262H140ZM160 261V262H159ZM164 261V262H163ZM166 261V262H165ZM190 261V262H189ZM8 262V263H7ZM95 262V263H94ZM119 262V263H118ZM140 262V263H139ZM146 262V263H145ZM162 262V263H161Z\"/></svg>","mask_w":264,"mask_h":264}]
</instances>
